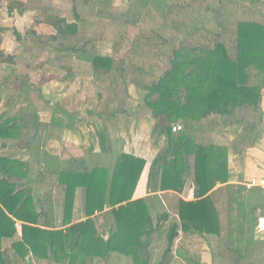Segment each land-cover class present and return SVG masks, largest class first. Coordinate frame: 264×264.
Returning a JSON list of instances; mask_svg holds the SVG:
<instances>
[{
	"label": "trees",
	"instance_id": "obj_1",
	"mask_svg": "<svg viewBox=\"0 0 264 264\" xmlns=\"http://www.w3.org/2000/svg\"><path fill=\"white\" fill-rule=\"evenodd\" d=\"M249 1L253 6L264 5L263 0ZM153 2L164 10V0ZM12 4L10 0V14ZM65 22L61 19L54 23L59 34H76V26L64 28ZM217 25V30L207 32L209 38L200 36L206 43L184 45L174 52L173 67L150 85L145 98L147 108L158 120V134L168 141V149L156 162L160 191L182 193L189 181L195 186L197 201L179 200V223L171 228L170 245L179 232L198 237H222L220 214L209 194L218 185L229 182V149L198 143L195 130L199 124L215 116L222 121L221 125L215 120L210 126L234 127L242 131L243 137L253 140L256 127L242 113L261 111L264 25L238 22L235 34L228 32L222 21ZM228 33L234 35L230 44L224 35ZM15 36L21 42V34L15 31ZM83 53L85 56L81 59L91 63L97 75L110 76L119 70L113 58ZM4 56L0 53V58ZM179 122L184 124V131L175 133L173 128ZM65 129L78 130L69 124ZM20 138L19 119L10 118L7 113L0 115L3 146ZM101 147L102 153L114 159L109 165L102 164L100 157L87 162L84 158H51L47 153L33 166L30 162L0 156V264H9L5 251L8 242L22 260L31 257L50 264H88L108 262L112 255H120L131 259L133 264H151L149 249L154 236L157 234V239H161L167 230L162 225L157 229L152 227L150 199L133 201L147 162L131 154H117L103 143ZM35 174L40 179L34 177ZM36 182L46 188L40 197L35 194L33 183ZM79 189L84 192L86 220L74 223ZM246 191L248 196L244 197ZM238 200L239 220L229 223L230 243L226 249L235 256L248 251V257L256 245V225L252 217V227H244L245 222H251L247 209L253 216L260 209V216L264 217V190L239 187ZM56 203L60 204L61 215L57 213ZM101 217L102 224L99 223ZM168 217L165 215L162 220ZM243 243L246 246L240 248ZM167 250L172 251L171 246ZM171 262L164 257L159 264ZM186 263L196 264L193 259Z\"/></svg>",
	"mask_w": 264,
	"mask_h": 264
},
{
	"label": "rangeland",
	"instance_id": "obj_2",
	"mask_svg": "<svg viewBox=\"0 0 264 264\" xmlns=\"http://www.w3.org/2000/svg\"><path fill=\"white\" fill-rule=\"evenodd\" d=\"M164 1L165 8L161 11L163 7H159L153 0H19L13 1L12 16L9 4L6 9L5 1L3 3L0 1V10L7 16V21H1L0 24L11 26L14 32L18 29L14 27V21H11L13 17L23 16L24 11L38 10L33 13L36 19L31 16V21L20 22L19 28L24 33L21 42L15 35L13 36L14 44H11L6 52L9 55L8 60L6 56L0 59V63L2 60L8 61L3 67L0 66V115L7 113L10 118H18L21 127L19 140L7 142L6 147L0 141V156H9L36 166L39 157H43L42 153L39 154L42 145L45 146L43 153H48L51 158L67 160L78 156L91 159L94 154H100L99 147L95 145L96 139L94 143L89 140L91 133L96 131V125H93L95 123L109 129L111 136L121 137L123 141H129V144L134 141V137L141 140V144L137 143L143 146L139 150L141 154L146 149H151L150 144L151 146H154L155 142L158 144L160 135L153 131L154 118L151 110L147 108L145 98L150 85L173 67L174 52L184 48V45L206 43L205 40L199 39L200 36L209 38L207 32L217 30L218 22L222 21L228 32L235 34L238 22L251 19L245 13L244 4L235 7L229 3L230 0ZM61 19L66 21L63 24L64 28L67 25L76 26V34L60 35L54 23ZM224 35L230 44L234 35L229 33ZM83 52L113 58L119 70L110 76L97 75L89 63L82 61V56H85ZM14 64L15 66L19 64V68L14 69L11 66ZM135 68H138L136 72ZM122 69L125 70L124 73ZM12 71L14 76L11 74ZM7 76L9 79L5 80ZM21 93L25 95L20 97ZM88 108L95 111V116L90 117L85 113ZM250 111L242 113L247 121L258 118ZM97 118H101L102 121ZM215 120L221 125L222 121L213 116L201 124L198 136L205 135L207 125L210 126ZM68 124L78 130L67 131L65 128ZM179 125L183 126L184 131V124L179 122ZM46 130L50 131L49 134L54 138L48 143L43 139L47 138ZM216 130L223 132L219 134L220 138L215 137V132H211L205 135V139L215 140L218 146L222 142L230 143L231 138L233 142L236 140V137L229 138L228 130L222 127ZM73 139L76 142L75 148H70L66 144ZM91 143L95 146L94 153L88 151L87 154V147ZM129 144L126 143V148L134 149ZM160 145L163 147L162 143ZM135 149L138 150V146ZM157 152L159 148L155 154ZM145 155L149 157L147 150ZM109 157L111 156L108 155L105 159ZM36 176L40 179V176L35 174L34 177ZM43 185L33 183L35 194L39 197L42 196V190L46 189ZM221 195L220 206L226 210V194L223 192ZM59 205L56 203L57 213L61 215ZM170 206L174 207L175 204L172 203ZM174 214L177 215V212L169 214L172 216L169 218L172 220L169 224H162L164 222L161 219L162 214L151 216L152 227L157 229L162 224L167 229V234L161 239L154 238L152 241L149 249L152 256L151 264H159L164 257L174 258L179 252L184 255L185 241L181 232L178 233L173 245H170V234L173 230L171 228L178 224L176 217H173ZM222 216L223 219L227 217L226 213ZM222 229L221 241L224 243L220 246H216L215 238L193 236L192 239L196 241H193L192 245L186 241L190 252L195 257L209 250L235 256L226 249L230 243L229 231L226 227ZM262 230L259 223L255 234L257 243L252 248L251 260L254 264H264ZM206 239L211 243L208 249ZM169 246L172 251L167 250ZM245 246L246 243H243L239 247ZM5 251L9 264H50L47 261H36L31 257L26 260L20 259L10 242L5 244ZM245 253L239 255L242 259H236L235 262L251 264V260L245 263L244 257L249 252ZM235 262L231 259L224 262L218 260V264ZM88 264L133 263L127 257L112 255L108 262ZM175 264L186 263L183 260Z\"/></svg>",
	"mask_w": 264,
	"mask_h": 264
},
{
	"label": "crops",
	"instance_id": "obj_3",
	"mask_svg": "<svg viewBox=\"0 0 264 264\" xmlns=\"http://www.w3.org/2000/svg\"><path fill=\"white\" fill-rule=\"evenodd\" d=\"M2 1V3L5 1V8L7 9V5L9 4L10 0H0ZM13 1H19V0H13ZM24 1V0H23ZM264 1V0H263ZM262 1V2H263ZM261 2V3H262ZM1 3V2H0ZM231 4H234L235 7L238 6V4H244V10L245 13L251 17L250 21H245V22H256L259 24H263L264 25V5L263 4H259L257 6H253L250 4L249 0H234V1H230ZM240 6V5H239ZM38 12V10H28V11H24L23 16L19 15V18H12V22L14 21L15 24V28L18 29L16 30L19 34H21V36L23 35L24 32H22L19 28V25L23 22V21H31V16L35 17L33 13ZM242 11L239 12V14H241ZM11 15V14H10ZM13 15V14H12ZM11 15V16H12ZM6 14L3 13L2 10H0V22H5L7 21L6 19ZM36 19V17H35ZM5 20V21H4ZM21 22V23H20ZM244 22V21H241ZM0 53H3L8 60L9 55H7V49L9 48V46L11 44H14V29L11 28V26L7 27V26H1L0 24ZM22 27L25 28V26L22 24ZM16 37V36H15ZM1 59V58H0ZM6 60V62H4V60H2V63H0L3 67L4 64H7L8 61ZM83 61V60H82ZM86 62V61H84ZM89 63V62H87ZM91 66L92 64L89 63ZM12 67H14V69L19 68V64H15L11 65ZM93 68V66H92ZM94 70V68H93ZM17 73V72H16ZM11 74L14 76L13 71L11 72ZM9 76H7L5 78V80H8ZM6 82V81H4ZM23 95H25L24 93L20 94V97ZM250 111V110H249ZM94 112L91 108L87 109L85 111V113L90 116L93 117ZM248 112V111H247ZM252 112V114H254L255 116H258V118H256L255 120H250L251 124H254L253 127H256L255 130V137L252 140L251 139H246V136L243 137L242 131L237 130L236 128H228V129H224V130H228L229 133V138L231 137H236V140L233 142V139L231 138V142L230 143H224L222 142V144L220 143V146H224L227 147L229 149V173H230V178H229V182L226 184H220L218 185L210 194L209 196L213 197V201L215 203L216 209L218 210L219 214H220V221H221V227H226L227 229L229 228V223L232 222L231 220H239L237 218L238 215V207H239V200H238V188L239 187H248L252 186L251 188H261L264 190V90H263V98H262V105H261V111L260 112ZM81 115V113H80ZM152 115V114H151ZM262 115V116H260ZM153 116V115H152ZM260 117H262L260 119ZM154 118V117H153ZM98 119V118H97ZM100 121V119H98ZM138 122V121H137ZM154 122V129L153 131L157 132L159 131L158 128V120L156 118H154L152 120V123ZM206 122V121H205ZM93 125H96V131H94L93 133H91L90 135V142L94 143V139H96V144L99 149H100V154H94L93 158L91 159H87L84 157L85 160L90 161H97V159L100 157L102 159V164L105 165H109V162H112L114 159H105V157L108 156V154H104L102 153V143L105 145V147L109 148L111 147L112 151L118 153H127V154H131L140 158H143L146 160V167L144 169V172L141 176V179L139 181L138 187L136 189V192L134 194V198L133 201H137V200H141V199H150L151 201V212L152 214H162L161 215V219L163 216L167 215L169 216L167 218V220H162V224H169L170 221L169 218H171L172 216H170L169 214L173 213V212H177V215L174 214L173 217H176V221L179 223V217H178V203L179 200L182 199L186 202H195L197 201V199L195 198V186L194 183L192 181H189L184 189V191L182 193H178V192H174V191H165L162 192L160 191V184L156 181L158 178H156L157 173L159 172V165L156 164V162L158 161L159 156L161 155V153L165 150L168 149V141L166 138L162 137L163 135H160L157 133L156 135L159 136V140L160 142L158 144H156V142L154 143V146H151L150 144V148L151 149H146L147 150V154L149 157H146L145 152L143 154L140 153V149L143 147L137 143L141 144V140H137V138H133L134 141L130 142H125V140L123 141V139L120 138H115L114 136H111V131L108 129H106L103 125H100L98 123H95ZM153 125V124H152ZM201 124H199V126L197 127L196 130V139L198 141V143L200 144H204V145H208V144H215L217 145L216 141H212L211 139H205L208 133H213L215 132L214 135H216L215 137L220 138L219 134H223V132L221 130L217 131L216 129L219 128L218 126H208L207 125V132H205V135L202 136H198V132H199V128H200ZM158 128V129H157ZM216 130V131H215ZM48 132V133H47ZM46 136L47 138H44V140H47L46 143H48V141H53L54 138L52 136V134H49L50 131L46 130ZM218 134V135H217ZM51 135V137H50ZM213 139V138H212ZM82 140V138H81ZM202 140V141H199ZM118 141V142H117ZM74 139L71 140L70 142H67L66 145H68L70 148H75V144L76 142H74ZM98 142V143H97ZM91 144H89V146L87 147V154L88 151L89 152H93L95 150V146H93ZM126 143L130 145L131 148L134 149H130L129 147L126 148ZM143 143V142H142ZM163 145V147H160L161 144ZM50 144V143H49ZM125 144V145H124ZM137 148L138 146V150L135 149V147ZM40 147L42 148V150H40L39 154H44L43 152H45V146L40 145ZM38 147V148H40ZM47 147V145H46ZM147 147V146H146ZM44 148V149H43ZM159 148V152H157L155 154V152L158 150ZM93 150V151H92ZM49 155V154H48ZM47 155V156H48ZM78 158V156H73ZM255 182V183H253ZM225 192L226 196L225 198H227V202H226V210L221 207V197H222V193ZM244 197L248 196V191H246L245 193H243ZM157 198V200L155 199ZM254 202V201H253ZM175 204L174 207L170 206L171 204ZM83 204H84V192L83 190L79 189L77 191L76 194V203H75V213H74V223H79V222H83L86 220V217H84V213H83ZM249 206V203L247 202L246 207ZM248 212V220L251 222L248 223H244V227L246 229L251 228L253 223L256 225V230H255V234L258 231V226L260 223V228L263 229L262 231H264V217H261V210L258 209V211L255 212V215L253 216L251 214V211L249 210V208L247 209ZM226 213L227 217L226 219H223L222 214ZM100 214H98L97 216H99ZM233 215L234 218H231L230 216ZM252 217H254V222L252 223ZM262 221V222H261ZM174 222V221H173ZM99 223L102 224L103 223V219L102 217L99 219ZM160 224V225H162ZM163 226V225H162ZM163 228L165 230H167L164 226ZM182 233V232H181ZM167 234V233H166ZM180 234V232H179ZM184 235V255L181 253L179 254H175L174 258H166L168 261H172L171 264H175L176 262H182L184 260V262L186 263V260L188 259H193L196 264H213L212 262H215V264H218V260L220 262H224L225 260H232V262H235L236 259L237 260H241L242 258H240L239 256H234V255H230L229 254H220V253H216V252H210L209 251H204L202 253H199L196 257L194 256L193 253L190 252V248L187 245L188 243L190 245L193 244V241H196L194 239H192L193 236L190 235H186L184 233H182ZM223 234V232H222ZM222 236V235H221ZM198 237V236H197ZM211 237L212 239L216 240V246H220L222 243H224L223 241H221V239H223L222 237H217V236H206ZM206 237H200V238H206ZM154 238H157V234L154 236ZM191 238V239H189ZM199 238V237H198ZM189 241L188 243H186V241ZM207 240V244L206 247L207 249L210 246V242ZM229 241V239H228ZM214 242V241H213ZM257 243V239L255 236V244ZM214 248V247H213ZM227 248V247H226ZM229 250V249H227ZM196 255V254H195ZM245 263H247L249 260H251L252 257V253L249 254V256H245ZM187 264V263H186ZM232 264V263H231ZM235 264V263H233ZM248 264V263H247ZM251 264H254V262H252L251 260Z\"/></svg>",
	"mask_w": 264,
	"mask_h": 264
},
{
	"label": "built area",
	"instance_id": "obj_4",
	"mask_svg": "<svg viewBox=\"0 0 264 264\" xmlns=\"http://www.w3.org/2000/svg\"><path fill=\"white\" fill-rule=\"evenodd\" d=\"M183 129V127L181 126V125H175L174 126V128H173V132H175V133H178V132H180L181 130ZM253 183H255V182H253ZM252 186H248V188H251Z\"/></svg>",
	"mask_w": 264,
	"mask_h": 264
}]
</instances>
